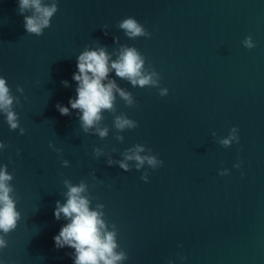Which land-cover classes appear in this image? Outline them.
<instances>
[{"label":"water","instance_id":"1","mask_svg":"<svg viewBox=\"0 0 264 264\" xmlns=\"http://www.w3.org/2000/svg\"><path fill=\"white\" fill-rule=\"evenodd\" d=\"M127 17L151 37L129 39L118 27ZM249 35L252 49L242 44ZM120 45L137 48L168 89L162 97L110 72L137 102L128 107L117 96L115 115L138 122L119 133L123 142L115 138L114 114L103 113L109 134L101 139L82 130L79 110L68 103L76 98L79 54L105 47L115 59ZM0 76L20 100L14 110L26 130H10L0 114L7 145L0 166L14 175L21 213L0 264H74V249H57L53 239L68 222L54 217L56 201H66L64 179L84 180L91 206L105 205L128 255L123 264H264V0H58L39 37L26 32L18 0H0ZM58 103L71 114L61 115ZM232 127L239 143L222 147L217 140ZM135 144L164 162L147 169L148 182L134 162L129 172L107 163ZM94 147L103 150L98 158ZM223 169L229 174L219 175Z\"/></svg>","mask_w":264,"mask_h":264},{"label":"clouds","instance_id":"2","mask_svg":"<svg viewBox=\"0 0 264 264\" xmlns=\"http://www.w3.org/2000/svg\"><path fill=\"white\" fill-rule=\"evenodd\" d=\"M28 11L31 14L25 15ZM58 11V0H18V13L24 16V27L28 34L37 37L43 35L44 30L51 26V20ZM119 29L123 30L129 39L139 37L150 38L151 33L139 23L134 17H127L118 22ZM104 34L107 35V26H104ZM119 43V38H113ZM242 44L247 49L256 45L249 35L245 37ZM78 71L73 73L72 79L77 82L76 98L69 99L71 109L79 110L80 127L85 133L94 129V134L104 139L109 134L107 126H101L104 120L103 113L109 112L113 115V127L117 132L116 140L124 141L120 135L126 130L138 127V122L130 119L125 113H116V99L119 96L126 106L134 107L136 100L131 92L119 87L115 80L109 79L110 72L123 80L130 82L133 87H152L159 89L160 96H167L168 89L160 86L161 75L151 65L146 67V57L135 47L120 45L116 52V58L108 53L105 47L91 49L86 47L77 58ZM106 81V83H105ZM64 87H69L68 81H61ZM16 91L23 95L24 89L17 85ZM20 104L17 96L12 94L6 78L0 76V114L5 117V122L12 131L19 130L20 135L25 134V128L21 127L19 116L14 110ZM57 110L63 116H69L70 109L60 103L56 105ZM239 129L232 127L226 137L218 138L217 142L222 147H230L233 143H239ZM216 136V133H212ZM7 145L0 141V150ZM49 147L54 146L49 144ZM58 153L60 149H55ZM113 151H116L113 148ZM94 155L98 158L103 154L101 148H93ZM19 150L17 155H19ZM123 159L113 161L108 159L107 163L119 165L125 172H129L132 166L136 170L145 169L141 180L148 182L149 172L147 169L156 170L163 166L164 162L153 154L152 149L144 144H135L122 153ZM129 162H134L130 166ZM64 167L69 166L68 160H62ZM147 165V168H145ZM240 168L241 164L234 165ZM229 174L228 169H223L219 175ZM95 178L94 173L92 174ZM14 175L9 173L7 165L0 166V250L8 246L6 237L16 229L21 213L17 210V198L15 188L11 183ZM64 193L66 201H56L54 217L60 220L63 216L68 222L63 225L54 236L57 249L70 247L74 249V264H123L128 259L127 253L120 249L117 236L119 229L116 224H109L105 219L103 203H96L93 208L92 201L95 199L89 192V184L81 180L79 184H73L64 179Z\"/></svg>","mask_w":264,"mask_h":264}]
</instances>
